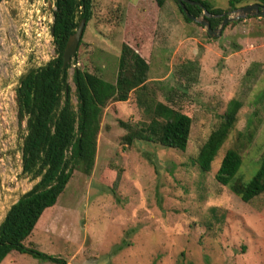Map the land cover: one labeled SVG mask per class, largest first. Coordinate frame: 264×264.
<instances>
[{
    "label": "rangeland",
    "instance_id": "374dc122",
    "mask_svg": "<svg viewBox=\"0 0 264 264\" xmlns=\"http://www.w3.org/2000/svg\"><path fill=\"white\" fill-rule=\"evenodd\" d=\"M210 1L225 10L229 0ZM53 10V0L0 5V222L36 183L21 172L25 124L17 121L12 91L54 57ZM92 13L73 63L114 83L121 45H129L149 64L146 92L191 118L187 147L126 146L119 122L148 119L134 92L110 102L90 175L73 170L25 246L66 264H264V192L243 203L214 178L228 149L240 153L245 181L264 155V18L228 22L210 37L185 22L173 0H92ZM236 16L226 11L223 18ZM71 76L72 69L75 104ZM231 100L241 103L237 123L202 172L194 159ZM250 119L255 133L246 145L238 135ZM1 264L54 263L11 252Z\"/></svg>",
    "mask_w": 264,
    "mask_h": 264
},
{
    "label": "trees",
    "instance_id": "16d2710c",
    "mask_svg": "<svg viewBox=\"0 0 264 264\" xmlns=\"http://www.w3.org/2000/svg\"><path fill=\"white\" fill-rule=\"evenodd\" d=\"M173 1L184 21L192 23L178 3ZM191 1L200 3L201 7L185 4L189 14L198 18L205 10L210 15L208 22L212 28L224 19L217 16L226 11H236L242 4L258 3L264 7V0H229L225 10L215 7L210 0ZM53 6L51 29L54 57L43 66L23 74L15 90L17 121L20 125L25 124L21 172L36 183L9 208L0 224V264L11 252L54 264H66L64 259L25 246L24 241L30 237L44 211L56 204L73 170L77 168L90 175L101 117L110 102H126L134 92L136 105L148 119L147 123L139 126L119 122L127 131L122 137L126 146L133 142H145L184 151L190 136L191 118L146 92L149 64L129 45H121L114 83L77 66L73 63L76 55L63 67L62 53L69 37L75 33L82 19L85 20V27L92 19V0H54ZM84 31L85 28L83 34ZM70 69L75 104L68 85ZM240 107V101L231 100L217 127L200 146L194 159L200 171H210L237 123ZM246 128V132L238 138L249 145L255 133L252 119ZM241 165L240 153L228 149L214 178L241 202L248 203L264 192V155L247 181L238 174Z\"/></svg>",
    "mask_w": 264,
    "mask_h": 264
},
{
    "label": "water",
    "instance_id": "95a60500",
    "mask_svg": "<svg viewBox=\"0 0 264 264\" xmlns=\"http://www.w3.org/2000/svg\"><path fill=\"white\" fill-rule=\"evenodd\" d=\"M175 1L180 6V8H181L182 12L184 13V15L186 16V18L188 20H190L191 22L197 23L200 26L204 27L207 35L210 36V37H217L220 34L223 26L225 24H227L228 22L236 21V20H242V19H245L247 17H257V18H262L263 17L264 18V7L259 5L258 3H251V4H247L245 6L239 7L235 11V13H237L236 17H234V18H224L223 22H222V24H221V26L219 28L218 27L212 28L210 26V23L208 22V18L210 17V15L205 10L203 12L202 18L199 19V18H196V17L192 16L191 14H189V12L187 11V9L185 7V4L196 5V6L201 7L200 3L195 2V1H191V0H175ZM9 2H10V0H0V5L2 3H9ZM225 15H226V13H223L220 16L224 17ZM217 17H219V16H217ZM52 22H53V16H52ZM84 27H85V20L82 19L79 22L75 33L72 36L69 37V39H68V41H67V43L65 45V48L63 50V53H62L63 67L66 66L67 64H69L70 61H72V58L74 57L76 49H77V47L79 45V42H80V40L82 38V33H83V30H84ZM49 32H50V36L52 38L53 29H51V27H50V31ZM15 90L12 91L14 96H15ZM9 208H8V210H9ZM6 213H5L4 217H3V219L5 218ZM3 219H2V221H3ZM1 222H0V224H1Z\"/></svg>",
    "mask_w": 264,
    "mask_h": 264
},
{
    "label": "flooded vegetation",
    "instance_id": "af4514ba",
    "mask_svg": "<svg viewBox=\"0 0 264 264\" xmlns=\"http://www.w3.org/2000/svg\"><path fill=\"white\" fill-rule=\"evenodd\" d=\"M222 17V16H219V18Z\"/></svg>",
    "mask_w": 264,
    "mask_h": 264
},
{
    "label": "crops",
    "instance_id": "0c3cea01",
    "mask_svg": "<svg viewBox=\"0 0 264 264\" xmlns=\"http://www.w3.org/2000/svg\"><path fill=\"white\" fill-rule=\"evenodd\" d=\"M8 257V256H7ZM9 260H11V259H9Z\"/></svg>",
    "mask_w": 264,
    "mask_h": 264
}]
</instances>
